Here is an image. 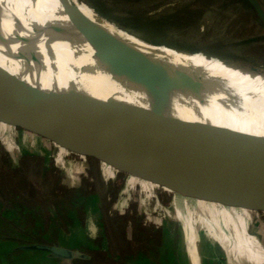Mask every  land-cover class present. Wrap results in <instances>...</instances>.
I'll return each mask as SVG.
<instances>
[{
  "label": "rangeland",
  "instance_id": "rangeland-1",
  "mask_svg": "<svg viewBox=\"0 0 264 264\" xmlns=\"http://www.w3.org/2000/svg\"><path fill=\"white\" fill-rule=\"evenodd\" d=\"M60 1L68 10L78 11L76 0ZM84 1L102 14L104 19L116 24L117 26L110 28L120 36L123 29L156 50L161 52L170 50L190 61L200 60V63L209 70L225 68L250 74L245 68L248 66L254 71L251 74L264 77V25L256 19L249 0H207L208 5L202 4L206 14L199 25L198 34L215 23L218 42L215 45H196L188 38L179 37L186 31L177 34L164 31L162 21L166 16L160 13L172 11L180 6L193 7L195 5L191 0H148L149 4L143 1L133 6L125 0ZM260 1L264 6V0ZM149 16L152 17L151 22L154 25L145 29L141 22L144 17ZM76 24L82 27L81 22ZM120 24L140 30L146 36L132 32ZM80 41L87 46L86 39ZM215 50H218L217 53ZM135 51L142 55L139 49ZM128 56L131 61L135 60L133 56ZM210 77L211 80L221 84V80L217 77ZM247 84L257 89L253 93H258L260 102L264 101L263 80H250ZM0 137V146L5 153L4 161L7 167L18 169L22 157L26 154L32 155L37 159L33 165H29L31 174L37 177L34 172L37 169L39 171L41 164L39 161H43L41 167L44 166L45 173L53 179L52 184L56 192L70 197L60 207L49 201L43 204L44 212L48 210L44 215L47 221L50 218H62L58 223L52 222L49 230L45 229L46 234L35 229L32 217L26 216L22 217L17 225L10 221L8 225H4L5 227H0V264H85V258L80 257L79 254H89L90 257L110 259V261L118 260L117 264H120V261L122 264H148L145 255L139 256L138 261H135L130 253L124 256L115 255L111 229L119 238L124 250H131L143 244L151 246V249L159 245L161 248L166 245L168 249L171 245L176 247L177 244L183 243V235H180L182 223L178 213L191 211L195 215L202 214L206 204L199 202L196 197L211 198L209 195L211 193L207 191L188 189L172 181L140 174L110 163L108 160L68 149L48 137L21 125L12 124L2 116H0ZM182 189L184 192L181 193L184 195L179 193ZM249 205L254 212V220L259 223L263 232L264 206L257 203H249ZM210 206L212 205L209 203L206 205V207ZM25 232H29L31 238H27ZM48 237L49 242L71 248L77 256L67 260L28 247L37 243L33 240ZM158 252H155L153 259L158 264H164L160 258L163 250L160 254Z\"/></svg>",
  "mask_w": 264,
  "mask_h": 264
},
{
  "label": "water",
  "instance_id": "water-1",
  "mask_svg": "<svg viewBox=\"0 0 264 264\" xmlns=\"http://www.w3.org/2000/svg\"><path fill=\"white\" fill-rule=\"evenodd\" d=\"M249 2L264 23L261 1ZM0 44L21 65L0 64V116L12 124L140 174L264 206V116L168 105L142 83L127 53L120 55L125 70L111 50L86 57V67L54 54L44 60L20 45L7 0H0ZM122 123L133 133L128 143L107 145L82 132ZM152 148L171 156L180 170L147 159ZM28 247L63 259L77 256L56 243Z\"/></svg>",
  "mask_w": 264,
  "mask_h": 264
},
{
  "label": "bare ground",
  "instance_id": "bare-ground-1",
  "mask_svg": "<svg viewBox=\"0 0 264 264\" xmlns=\"http://www.w3.org/2000/svg\"><path fill=\"white\" fill-rule=\"evenodd\" d=\"M76 1L78 11L68 10L60 0H7L20 45L28 52L33 49L37 50L44 60H48L47 56L54 54L59 59L83 67L89 65L86 57L101 56L104 50H111L113 61L123 70L125 67L120 60V55L127 53L135 58V70L142 83L168 105H178L184 109L205 113H219V109H221L232 115L252 118L264 116V101L260 102L258 93H253L257 89L247 84L250 80H263L264 82L263 76L225 68L210 69L211 72L200 63V60L190 61L170 50L166 52L156 50L122 28V36H120L113 28H110V26H117L116 24L104 19L102 14L88 2ZM74 21L81 22L82 27ZM80 39H86L87 46ZM135 49H139L142 55L137 54L138 51ZM76 53H80L84 57L82 58ZM243 58L245 59V57ZM0 64L21 68V65L10 56L1 44ZM210 76L220 79L221 84L211 80ZM82 132L90 139L112 146L128 143L133 136L125 123L99 126ZM146 158L160 162L174 170H180V166L171 156L163 154L156 148H152L146 154Z\"/></svg>",
  "mask_w": 264,
  "mask_h": 264
},
{
  "label": "crops",
  "instance_id": "crops-1",
  "mask_svg": "<svg viewBox=\"0 0 264 264\" xmlns=\"http://www.w3.org/2000/svg\"><path fill=\"white\" fill-rule=\"evenodd\" d=\"M183 189L179 193L184 192ZM209 195L211 198L196 197L202 204L212 205H205L202 214L195 215L191 211L178 213L183 243L176 247L169 245V249L166 245L151 249V246L143 244L131 254L133 259L138 261L139 256L145 255L148 264H158L153 255L163 250L160 258L164 264H264V229L262 232L254 220L249 203L217 194Z\"/></svg>",
  "mask_w": 264,
  "mask_h": 264
},
{
  "label": "trees",
  "instance_id": "trees-1",
  "mask_svg": "<svg viewBox=\"0 0 264 264\" xmlns=\"http://www.w3.org/2000/svg\"><path fill=\"white\" fill-rule=\"evenodd\" d=\"M131 4V6L136 5L137 3H144L149 4L148 0H125ZM193 1V7L186 6V7H177L172 11L161 12L160 15L166 16L165 20L162 21V27L164 31L167 33L177 34L182 31H186V33L181 38H188L190 42L196 45L200 44H217L216 32L217 26L213 23L209 26L204 32L198 34L199 25L204 19L206 14L205 8L202 4L208 5L209 3L207 0H191ZM201 3V4H200ZM198 4V5H197ZM130 6V7H131ZM185 12V13H181ZM199 12V13H198ZM203 12V13H202ZM190 14V15H189ZM256 19L264 25L262 19L257 16L255 12ZM106 17V16H105ZM152 17H144L141 24L142 27L145 29H149L154 25L152 23ZM112 20V19H111ZM196 20V23H195ZM114 21V20H113ZM116 22V21H115ZM189 22V23H188ZM192 22V24H191ZM118 23V22H117ZM186 25H185V24ZM119 24V23H118ZM121 25V24H120ZM183 25V26H182ZM186 27H185V26ZM192 25V26H191ZM123 26V25H121ZM128 30L135 32L137 34L142 35L145 37V33L137 30L133 27H126ZM246 70L250 73H254L253 70L245 66ZM5 153L0 146V227H5V224H9L11 221L13 224L17 225L20 222L22 217L26 216L27 218L32 217L34 221V228L40 230V233H45V229L52 225V222L58 223L61 221L62 218H53L48 219L44 217L47 212L43 210V204L47 203L48 201L54 203L57 207L62 206L64 202L70 198L65 195H60L56 192L54 185L52 184L53 179L47 175L44 171L43 161H39L40 169L35 171L37 177H34L29 170L30 166L33 165L34 161H36V157L32 155L23 156L21 159L20 168L12 169L7 167L4 161ZM31 203V206L29 204ZM3 207V209H2ZM46 213V214H45ZM111 228V227H110ZM6 230V229H5ZM9 230V229H8ZM7 230V231H8ZM112 231V241H113V250L115 255L124 256L127 254H133L139 247L136 246L134 249L131 250H124L125 248L122 247L119 241V238L113 233ZM29 233V232H28ZM27 232V238H31ZM44 237V236H43ZM46 239V240H45ZM43 238L39 240H33V242H49L50 238ZM45 240V241H44ZM122 258V257H121ZM123 259V258H122ZM85 264H117L118 260H111L110 259H101L99 257H90L88 260H84ZM120 264L122 262L120 261Z\"/></svg>",
  "mask_w": 264,
  "mask_h": 264
}]
</instances>
